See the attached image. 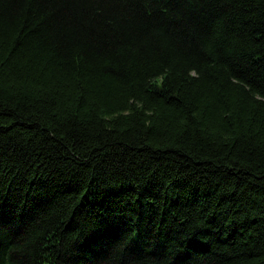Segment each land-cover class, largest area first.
I'll list each match as a JSON object with an SVG mask.
<instances>
[{
	"label": "trees",
	"instance_id": "16d2710c",
	"mask_svg": "<svg viewBox=\"0 0 264 264\" xmlns=\"http://www.w3.org/2000/svg\"><path fill=\"white\" fill-rule=\"evenodd\" d=\"M0 264H264V0H0Z\"/></svg>",
	"mask_w": 264,
	"mask_h": 264
}]
</instances>
